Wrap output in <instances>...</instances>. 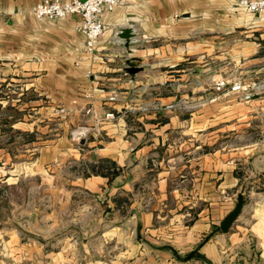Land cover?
I'll use <instances>...</instances> for the list:
<instances>
[{"label": "crops", "instance_id": "1", "mask_svg": "<svg viewBox=\"0 0 264 264\" xmlns=\"http://www.w3.org/2000/svg\"><path fill=\"white\" fill-rule=\"evenodd\" d=\"M39 1L0 0V106L13 110L0 153L14 159L18 145L32 164L82 161L71 181L118 215L104 232L118 264L240 262L264 234L263 143L237 141L264 103V11L239 0H120L88 50L81 15L38 18ZM127 27L133 36H121ZM227 59L260 87L218 88L215 63ZM105 161L116 171L94 170ZM241 192L246 203L225 232ZM3 244L12 255L19 243Z\"/></svg>", "mask_w": 264, "mask_h": 264}, {"label": "rangeland", "instance_id": "2", "mask_svg": "<svg viewBox=\"0 0 264 264\" xmlns=\"http://www.w3.org/2000/svg\"><path fill=\"white\" fill-rule=\"evenodd\" d=\"M215 67L218 88L236 81L242 84L240 89L247 92L260 87L245 84L251 76L249 72L228 59L215 63ZM212 73L203 75L210 83ZM7 112L13 110L0 106V126H4ZM254 115L249 134L240 136L237 141L257 140L264 147V103L258 105ZM9 136L2 134L0 143L9 141ZM14 151L17 153L14 159H5L0 153V263L82 264L101 257L107 264H118L113 260L117 259L115 254L120 247L106 241L110 235L104 233L116 224L118 215L106 213L96 195L71 181L83 171L82 161L66 158L32 164L33 151L22 150L18 145H14ZM8 239L19 243L11 249L12 255L9 249L5 252L3 246ZM20 243L25 244L22 257L17 249ZM240 255V262L236 264H264V234L256 236Z\"/></svg>", "mask_w": 264, "mask_h": 264}, {"label": "built area", "instance_id": "3", "mask_svg": "<svg viewBox=\"0 0 264 264\" xmlns=\"http://www.w3.org/2000/svg\"><path fill=\"white\" fill-rule=\"evenodd\" d=\"M120 0H40L33 6V11L38 18L58 19L71 13L81 15L78 25L83 33L86 48L93 50L97 39L105 30L104 14L107 9H112ZM245 8L261 12L264 11V0H239ZM224 83V82H222ZM220 83L218 84V86ZM242 87L240 82L232 85L233 90ZM115 95H112L114 98Z\"/></svg>", "mask_w": 264, "mask_h": 264}, {"label": "water", "instance_id": "4", "mask_svg": "<svg viewBox=\"0 0 264 264\" xmlns=\"http://www.w3.org/2000/svg\"><path fill=\"white\" fill-rule=\"evenodd\" d=\"M132 29H130L129 27L127 28H123L121 30V36L124 37H129V36H133L134 33H132ZM140 70L139 67H137L136 63H133V65H131L129 67V71L131 72H136ZM246 203V199L244 194L241 192L238 194V198L236 201L235 206L233 207V209L226 215V217L224 218V220L222 221L221 224V229L225 232L229 231L230 226L232 225V223L234 222V220L239 216V214L242 211L243 205Z\"/></svg>", "mask_w": 264, "mask_h": 264}, {"label": "trees", "instance_id": "5", "mask_svg": "<svg viewBox=\"0 0 264 264\" xmlns=\"http://www.w3.org/2000/svg\"><path fill=\"white\" fill-rule=\"evenodd\" d=\"M117 165L115 161H105L104 163H101L96 169L94 168L95 171L99 173H110L113 171H116Z\"/></svg>", "mask_w": 264, "mask_h": 264}]
</instances>
